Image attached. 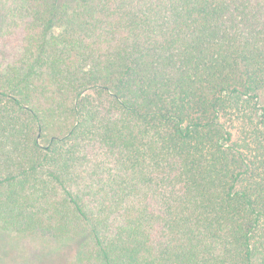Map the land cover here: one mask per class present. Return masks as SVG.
Returning a JSON list of instances; mask_svg holds the SVG:
<instances>
[{
  "label": "trees",
  "instance_id": "16d2710c",
  "mask_svg": "<svg viewBox=\"0 0 264 264\" xmlns=\"http://www.w3.org/2000/svg\"><path fill=\"white\" fill-rule=\"evenodd\" d=\"M27 236L264 264V0H0V255Z\"/></svg>",
  "mask_w": 264,
  "mask_h": 264
},
{
  "label": "rangeland",
  "instance_id": "374dc122",
  "mask_svg": "<svg viewBox=\"0 0 264 264\" xmlns=\"http://www.w3.org/2000/svg\"><path fill=\"white\" fill-rule=\"evenodd\" d=\"M75 248V243L60 246L54 241L27 236L3 246L5 255H0V264H73Z\"/></svg>",
  "mask_w": 264,
  "mask_h": 264
}]
</instances>
